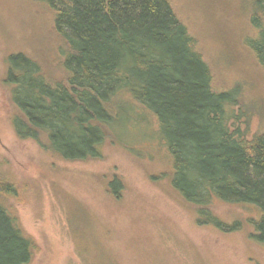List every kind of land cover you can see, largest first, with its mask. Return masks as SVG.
I'll return each instance as SVG.
<instances>
[{
	"label": "rangeland",
	"instance_id": "1",
	"mask_svg": "<svg viewBox=\"0 0 264 264\" xmlns=\"http://www.w3.org/2000/svg\"><path fill=\"white\" fill-rule=\"evenodd\" d=\"M212 70L216 91L238 89L240 126L248 139L264 134V70L246 41L255 0H169ZM54 13L35 0H0V179L13 196L0 201L34 243L31 264H264L253 206L215 200L231 232L197 222V209L173 189L172 157L151 114L130 104L127 122L100 148L101 157L61 160L33 140L17 138L16 109L4 86L6 60L24 53L53 80L66 81L67 46ZM119 196L109 193L114 178Z\"/></svg>",
	"mask_w": 264,
	"mask_h": 264
},
{
	"label": "trees",
	"instance_id": "2",
	"mask_svg": "<svg viewBox=\"0 0 264 264\" xmlns=\"http://www.w3.org/2000/svg\"><path fill=\"white\" fill-rule=\"evenodd\" d=\"M35 1L53 11L68 48L66 81L51 79L24 53L7 58L3 83L16 109L17 138L64 161L98 159L135 104L157 122L172 157V187L197 209L198 224L231 232L241 222L221 221L214 201L253 206L261 215L251 223L264 243V134L248 139L243 113L235 112L238 89H214L211 68L169 0ZM254 3L257 35L246 45L264 70V0ZM107 187L116 197L123 183L114 177ZM4 195L15 189L0 179ZM34 248L0 201V264H31Z\"/></svg>",
	"mask_w": 264,
	"mask_h": 264
}]
</instances>
